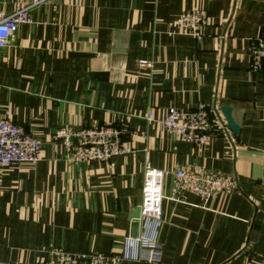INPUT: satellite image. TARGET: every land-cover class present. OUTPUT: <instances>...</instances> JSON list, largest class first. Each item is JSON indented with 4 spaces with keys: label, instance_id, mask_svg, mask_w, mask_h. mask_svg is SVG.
<instances>
[{
    "label": "crops",
    "instance_id": "crops-1",
    "mask_svg": "<svg viewBox=\"0 0 264 264\" xmlns=\"http://www.w3.org/2000/svg\"><path fill=\"white\" fill-rule=\"evenodd\" d=\"M21 1L0 0V11ZM192 9L208 19L199 39L172 25ZM29 15L0 47V118L8 112L37 138L40 158L0 166L1 264H36L52 249L118 252L139 232L146 159L169 172L161 252L122 264H264V62L250 68L264 0H50ZM201 101L230 107L238 133L194 144L144 118ZM92 123L118 128L131 152L68 162L53 134ZM186 166L233 176L238 187L174 199L171 172Z\"/></svg>",
    "mask_w": 264,
    "mask_h": 264
},
{
    "label": "built area",
    "instance_id": "built-area-1",
    "mask_svg": "<svg viewBox=\"0 0 264 264\" xmlns=\"http://www.w3.org/2000/svg\"><path fill=\"white\" fill-rule=\"evenodd\" d=\"M50 0H27L17 3L10 13L0 11V47H5L11 35L20 24L29 23L30 11ZM178 33L199 39L202 30L208 25L204 12L197 9L181 12L172 22ZM251 70H259L264 62V37H257L250 49ZM150 68L151 62H138ZM144 118L155 122L166 133L174 134L182 140L204 144L210 136L225 133L228 126L220 110L207 102H199L191 109L168 107L163 115L155 116L149 110ZM53 139L61 142L66 149V159L70 163L106 161L115 155L127 154L131 149L120 139V131L112 125L92 123L79 130L62 126ZM40 158V141L26 133L12 121L8 112L0 118V166L36 163ZM169 172L151 168L146 159L144 178L141 186L139 204V232L126 236L118 252L111 253H72L62 249H52L48 258L36 264H122L125 261L153 260L161 252L158 230L161 225V201L164 178ZM172 198L177 199L183 192H191L202 200L220 193H230L238 184L233 176L199 166L176 168L171 172ZM1 264V262H0Z\"/></svg>",
    "mask_w": 264,
    "mask_h": 264
},
{
    "label": "water",
    "instance_id": "water-1",
    "mask_svg": "<svg viewBox=\"0 0 264 264\" xmlns=\"http://www.w3.org/2000/svg\"><path fill=\"white\" fill-rule=\"evenodd\" d=\"M219 110H220V113L222 114L223 118L225 119L226 124L229 127V129L234 133H238L239 126L234 122L233 118L231 117L230 107L220 106ZM138 216H139V206L135 210L133 217L138 218Z\"/></svg>",
    "mask_w": 264,
    "mask_h": 264
}]
</instances>
